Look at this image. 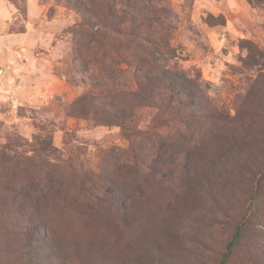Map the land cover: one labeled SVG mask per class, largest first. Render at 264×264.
<instances>
[{
	"label": "rangeland",
	"instance_id": "374dc122",
	"mask_svg": "<svg viewBox=\"0 0 264 264\" xmlns=\"http://www.w3.org/2000/svg\"><path fill=\"white\" fill-rule=\"evenodd\" d=\"M108 4L126 6L0 0V150L26 160L1 164L0 176L21 165L36 181L51 225L44 249L61 247L55 264L99 254L108 264H220L252 208L258 237L233 264H264V0H151L170 13L172 52L157 64L194 82L201 101L184 114L137 106L141 79L121 60L123 38L84 14ZM112 110L138 132L160 114L168 123L153 133L189 151L152 157L151 172L148 152L135 160L142 138L108 123Z\"/></svg>",
	"mask_w": 264,
	"mask_h": 264
},
{
	"label": "trees",
	"instance_id": "16d2710c",
	"mask_svg": "<svg viewBox=\"0 0 264 264\" xmlns=\"http://www.w3.org/2000/svg\"><path fill=\"white\" fill-rule=\"evenodd\" d=\"M135 1L137 0H125L126 6L121 11L108 4L105 8L106 12L94 8L92 11L84 10V14L90 15L91 22L111 32L116 38L119 36L123 38L121 41L125 43L126 48H122L123 42L122 46L119 45L121 51L119 54L123 56L121 60L134 64L141 79L138 83V91L132 95L136 98L137 106L155 109V104L160 102V105H164L163 109L172 114L187 113L201 103L196 94L195 83L186 79L182 73L169 71L157 64L158 53L171 51L167 35L169 28L164 22V16L170 13L162 8L149 7L151 0H146L149 3L141 7L135 6ZM91 22L86 21L87 24ZM160 31H164L165 34L159 35ZM164 90L168 94L166 98L162 97L161 92ZM111 116L112 120L110 119L111 122L108 123H116L123 129L124 134L132 131L134 135L142 138V147L135 160L141 164L143 154L148 152V155H144L142 163L148 169L151 168V172L156 173L158 170L157 167L152 168V163L156 164V157L174 155L176 161L175 155L189 151L185 143L166 141L161 134L153 133L154 130L168 123L160 114L153 119L151 130L140 132L136 127L126 124V116L123 113L119 117L112 110ZM152 157L154 161L151 160ZM15 161L26 162L23 156H15L0 150V165L6 162L13 165ZM8 175L7 181L0 176V264H55L53 257L61 247L55 243L58 246H50L51 251L44 249L46 244L51 245V240L49 242L45 239L46 234L51 230V225L39 204L40 189L36 181L32 176H28V169L21 165L11 167ZM258 188L261 191V182ZM115 200V209L118 211L122 205ZM257 227L253 208L247 210L243 218L237 222L234 235L226 246L220 264H233L236 253L245 246L251 245L258 237ZM7 258L10 262H4ZM84 264L108 263L102 260V254H99Z\"/></svg>",
	"mask_w": 264,
	"mask_h": 264
},
{
	"label": "water",
	"instance_id": "95a60500",
	"mask_svg": "<svg viewBox=\"0 0 264 264\" xmlns=\"http://www.w3.org/2000/svg\"><path fill=\"white\" fill-rule=\"evenodd\" d=\"M1 48H2V47H1V41H0V53H1Z\"/></svg>",
	"mask_w": 264,
	"mask_h": 264
},
{
	"label": "crops",
	"instance_id": "0c3cea01",
	"mask_svg": "<svg viewBox=\"0 0 264 264\" xmlns=\"http://www.w3.org/2000/svg\"><path fill=\"white\" fill-rule=\"evenodd\" d=\"M3 46V44L1 43V47Z\"/></svg>",
	"mask_w": 264,
	"mask_h": 264
}]
</instances>
